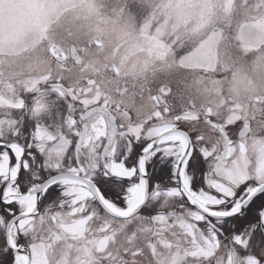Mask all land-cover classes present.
Here are the masks:
<instances>
[{
	"label": "flooded vegetation",
	"instance_id": "1",
	"mask_svg": "<svg viewBox=\"0 0 264 264\" xmlns=\"http://www.w3.org/2000/svg\"><path fill=\"white\" fill-rule=\"evenodd\" d=\"M14 2L21 14L12 22L13 29L0 31V99L23 98L31 104L42 95L61 116L70 103L77 115L93 111L114 117L117 125L149 127L157 122L156 113L165 121L195 116L181 120V127L218 141V149L223 147L219 127L226 126L238 143L246 126L250 155L254 145L264 141V13H250L248 17L255 19L244 20L241 3L227 8L220 3L221 14L202 21L206 33L195 38L188 21L179 27L168 20L171 28L162 38L158 2L154 15L146 13L145 1H124L119 12L114 11L118 4L105 1ZM242 20L263 35L248 34L246 26L248 35L243 36ZM216 26L218 44L204 46L202 55L194 53L193 45L204 43ZM165 211L159 210L160 220L143 212L131 218L102 213L90 222L92 231L86 234L96 243L81 241L89 252L78 257L101 263L91 251H97L94 231L102 225L129 230L121 255L112 254L104 264H216L217 259L228 264L229 256L239 254V248L222 239L215 256L200 258L199 232L194 244L181 219L165 216Z\"/></svg>",
	"mask_w": 264,
	"mask_h": 264
},
{
	"label": "snow or ice",
	"instance_id": "2",
	"mask_svg": "<svg viewBox=\"0 0 264 264\" xmlns=\"http://www.w3.org/2000/svg\"><path fill=\"white\" fill-rule=\"evenodd\" d=\"M76 113L69 103L61 116L42 95L0 99V264H70L71 242L96 243L86 234L102 213L160 220V209L181 219L194 244L199 232L200 258L223 239L240 250L228 264H264V141L250 155L246 126L238 143L219 127L218 149L181 127L195 116L156 113L145 127Z\"/></svg>",
	"mask_w": 264,
	"mask_h": 264
},
{
	"label": "rangeland",
	"instance_id": "3",
	"mask_svg": "<svg viewBox=\"0 0 264 264\" xmlns=\"http://www.w3.org/2000/svg\"><path fill=\"white\" fill-rule=\"evenodd\" d=\"M14 1H34V0H0V31H10L13 29L12 22L18 19V15L21 14L16 7ZM41 1H49L51 4H61L66 3L69 1H95V3H113L118 4V6L114 7L115 12H119L122 9V4L124 1H145L147 3V10L146 13L154 15L156 12V8L154 4L156 2L159 3L160 6V26L159 30L161 33L162 38L167 35V30L171 28V25L169 24V21L171 20L174 23L178 22L180 25L179 27H184L185 24L188 25L191 28V31L194 35V37H199L203 33L207 32V28H204L203 26V19L204 18H210V19H216L218 14H221L220 10V3L221 7L222 4L224 6H234L235 4H242V7L240 8V14L242 16V19L249 20V19H255L248 17V14L252 13L254 15H261L264 13V9L261 8L264 7V0H41ZM252 6H256V8H252ZM227 8V7H226ZM105 9V13H107L108 9ZM252 9V10H251ZM226 10V9H225ZM100 11V10H99ZM110 10L108 11V13ZM227 13H232V9H229ZM251 14V15H252ZM158 16V15H157ZM169 20V21H168ZM244 20L241 22V30L242 35L244 36V33L248 35L250 32H257L263 35V29L264 25H262V32L260 30L256 29V27L250 26L247 24ZM246 23V24H245ZM248 26V28L246 27ZM250 26V27H249ZM173 27L175 28V25L173 24ZM246 27V31L244 28ZM219 29V26H216L215 29L213 28L210 30V34H206L207 39H205L204 43L200 42L198 44L193 45L194 50L193 52L202 55L204 51H207V49L204 50V46H212L218 44V38L219 35L217 30ZM256 29V30H255ZM170 35V34H169ZM258 35V34H257ZM163 41H167V39H163ZM164 43V42H163ZM203 44V45H202ZM194 54V55H196ZM139 220V219H137ZM136 220V221H137ZM110 227H107L106 225H102L99 227L98 230L94 231L97 232V251L93 252L91 251L92 256H96L100 260V264H104L105 261H110V257L113 254L114 257H117L121 255L122 248L124 247V241L126 233L129 232L128 229L123 228H113V230H109ZM113 232V234H108L109 232ZM112 238H111V236ZM88 236V235H87ZM75 244V247L72 248L69 251L68 260L70 263H72L80 254H83L85 252H89V246L86 244H80L81 241L71 242ZM61 248L64 247V245H60ZM83 248V252H78L77 249ZM101 249H103L101 251Z\"/></svg>",
	"mask_w": 264,
	"mask_h": 264
},
{
	"label": "water",
	"instance_id": "4",
	"mask_svg": "<svg viewBox=\"0 0 264 264\" xmlns=\"http://www.w3.org/2000/svg\"><path fill=\"white\" fill-rule=\"evenodd\" d=\"M116 217H119V218H124V217H122V216H118V215H117Z\"/></svg>",
	"mask_w": 264,
	"mask_h": 264
}]
</instances>
